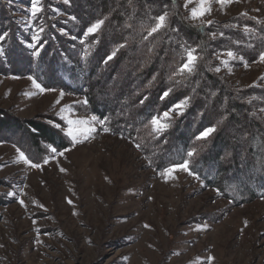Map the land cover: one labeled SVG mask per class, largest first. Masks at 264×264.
<instances>
[{
	"label": "trees",
	"instance_id": "16d2710c",
	"mask_svg": "<svg viewBox=\"0 0 264 264\" xmlns=\"http://www.w3.org/2000/svg\"><path fill=\"white\" fill-rule=\"evenodd\" d=\"M55 1L43 0L27 29L14 12L29 0H0V75L32 77L45 89L82 96L86 113L104 120L110 134L139 144L151 168L163 171L189 160L190 169L233 207L264 200V88L236 87L214 70L217 55L228 51L255 63L264 52L263 24L239 15L223 25L192 26L177 0ZM164 12L168 28L143 39ZM97 20H104L102 27L85 36ZM187 47L200 59L193 73L180 75L175 70ZM185 98L183 114L154 132L151 118ZM208 127L215 132L198 140ZM0 142L35 163L49 146L59 152L71 146L50 123L7 113L0 114ZM189 151L195 155L188 157Z\"/></svg>",
	"mask_w": 264,
	"mask_h": 264
},
{
	"label": "rangeland",
	"instance_id": "374dc122",
	"mask_svg": "<svg viewBox=\"0 0 264 264\" xmlns=\"http://www.w3.org/2000/svg\"><path fill=\"white\" fill-rule=\"evenodd\" d=\"M177 2L192 26L223 25L239 15L264 25V0H210V14L199 20L190 18L199 0ZM17 8L18 21L33 28L40 12L31 15L32 0ZM226 53L217 55L218 75L239 88H264V62L245 67L236 56L229 71L221 64ZM85 105L82 96L41 92L29 77L0 75L1 115L43 120L71 142L63 156L50 151L40 168L18 162L19 148L0 142V264H264L263 199L233 207L184 171L166 180L135 143L104 132ZM86 126L94 131L87 139L78 132L83 142L73 145L68 128Z\"/></svg>",
	"mask_w": 264,
	"mask_h": 264
},
{
	"label": "snow or ice",
	"instance_id": "6c2138e0",
	"mask_svg": "<svg viewBox=\"0 0 264 264\" xmlns=\"http://www.w3.org/2000/svg\"><path fill=\"white\" fill-rule=\"evenodd\" d=\"M64 2L67 4L69 3V0H64ZM216 3L220 4L221 6L231 3L233 2V0H215ZM189 3H192V0H186V4L185 7H187V5ZM40 11H42V8L40 6V0H32V8H31V15L33 17H35ZM211 12V5H210V0H199V4L198 7H193L191 9L190 12V18L192 20H199L201 19L203 16H205L206 14H210ZM168 19H169V15L167 12H164L158 16H156L154 18V23L149 26L146 31H147V36L143 37V39L147 40L148 37H152L154 34H158L164 30H166L169 26L168 24ZM208 24H211V21H207ZM104 24V20H97L95 23H93L90 27L87 28V31L84 33L85 36H89L92 35L94 33H96ZM41 31H43V29H41ZM174 31H178L177 29H174ZM247 31V29H246ZM214 37V34H213ZM4 39V36H0V40ZM34 40H38L39 37L34 36L33 37ZM124 45H121V47H123ZM32 47H35L34 45H32ZM183 47V46H182ZM196 53V49L187 47L185 48V56L183 59V62L180 64V66L175 70L176 73L183 75L185 73L187 74H191L195 71L196 66H197V62L200 59V57L198 55L195 54ZM34 54L38 55V51ZM116 55V52L114 51L111 55H109L107 57V60H111L113 59V57ZM226 56L228 57V59H224L221 60V64L225 67L228 68L229 71H231V68L229 67V61L232 59H236V54L232 51H228L226 53ZM240 59H243L242 57ZM107 60L105 62H107ZM259 61L260 62H264V52H261L259 54ZM245 67H248V64L245 62L244 64ZM216 72H219L221 69L220 67H216L214 69ZM30 80H32V83L34 84V86L39 89L41 92L44 91H53V89H45L42 88L41 85L39 83H37L32 77H29ZM171 89L164 91L161 99H164L165 97H167L170 93ZM63 95V94H61ZM57 103H59V100L56 101ZM86 103V101H85ZM188 103V98H185L183 101H181L178 104L173 105V107L168 111V112H164L163 113V117H158V116H153L151 118V125L153 128V131L156 133H162L164 132L169 124L168 121L171 120V116H170V112H176L177 114H183L184 108L186 107ZM98 120L97 117L93 116L91 117V121L92 122H96ZM101 125H103L105 123L104 120H99L98 121ZM69 124H80V125H88L89 122L88 121H69ZM59 127V126H58ZM215 128L214 127H208L205 128L203 131L200 132V134L197 136L198 140H206L213 132H215ZM94 131V128L91 126H86L83 128H79V129H73L72 127H69L66 135L71 137V140L73 142V145L77 144V143H81L83 141L79 140L77 138V133L79 132L80 134L84 135V139L88 138V135H90L92 132ZM104 132H109L110 129L108 127H104L103 128ZM50 147V151L53 154V158H55L56 155L59 156H63L64 152H59L57 150L56 147ZM137 148L140 147L139 144L136 145ZM70 149H65V151H69ZM18 153H19V157H18V162H23L26 165H29L31 168H40L41 165L39 163H35L33 162L31 159H29L24 152L20 151L19 149H17ZM188 157H192L193 155H195L194 151H189L187 153ZM44 163H48V160H45ZM190 161L189 160H184L183 163L181 164H173L170 167H167L164 169L163 172H161L160 174L162 176L165 177L166 180L168 179H174V175L173 173L177 170H181L184 171L186 173H188L189 175H193L196 179H200L199 175H197L195 172H193L190 167H189ZM61 172L66 171L64 168H60ZM203 186V185H202ZM217 194H220V190L216 189ZM8 195L10 196H15V193H8ZM19 203L22 206H25V202L23 199L19 200ZM69 204L72 203L71 200L68 201ZM40 207H43V205H40ZM245 223V227L247 226V221L244 222ZM147 227V225H146ZM209 262H211L214 257H209Z\"/></svg>",
	"mask_w": 264,
	"mask_h": 264
}]
</instances>
